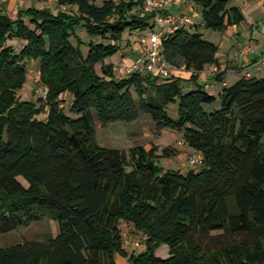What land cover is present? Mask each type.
I'll use <instances>...</instances> for the list:
<instances>
[{"label":"trees","instance_id":"16d2710c","mask_svg":"<svg viewBox=\"0 0 264 264\" xmlns=\"http://www.w3.org/2000/svg\"><path fill=\"white\" fill-rule=\"evenodd\" d=\"M56 1L57 12L0 10V233L46 218L58 226L50 239L0 247V264H118L117 255L130 264H264V75L211 92L200 74L217 65L211 76L224 82L219 45L180 25L165 32L161 53L189 77L146 69L118 76L107 59L123 53L126 34L152 32L156 12L144 0ZM194 2L205 29L245 20L230 0ZM14 40L23 42L19 49ZM32 60L50 89L46 99L18 93ZM214 103L220 107L208 110ZM143 114L158 133L178 130L203 164L163 169L159 157L178 154L174 148L99 144L97 121L128 123ZM124 230L147 235L146 249H126ZM217 231L231 240L211 245ZM162 243L166 258L156 254Z\"/></svg>","mask_w":264,"mask_h":264},{"label":"rangeland","instance_id":"374dc122","mask_svg":"<svg viewBox=\"0 0 264 264\" xmlns=\"http://www.w3.org/2000/svg\"><path fill=\"white\" fill-rule=\"evenodd\" d=\"M11 0H7L5 4L3 5V9L7 10L9 9ZM25 1V2H24ZM23 2L20 0H17L16 4L14 5L13 9L10 11V15L12 17H15L17 14L16 6L19 4V7L26 6L30 4V0H24ZM99 3H101L103 0H97ZM33 6L38 8L43 7H50L52 11L57 12L58 10V4L56 0H47V1H34L31 0ZM234 1L230 3H233ZM195 5V4H194ZM196 6V5H195ZM172 7V5H171ZM198 7V6H196ZM174 9H172V12ZM199 12L195 14L194 23L191 24V29L198 28L200 26V22L202 21L201 15H200V9L198 7ZM254 25V24H253ZM259 27V25H258ZM258 27H255L257 29ZM204 37L214 41L216 40L214 35V31L212 30H205V28L200 29ZM77 32L79 35L83 38V40H89L90 36L85 32L83 29H78ZM151 35V34H150ZM149 35V36H150ZM147 35L144 34H126L122 40V45L124 49L121 51H127L130 49L131 45L129 43V38L132 39L133 44H136L139 42L142 44L141 39ZM148 37V36H147ZM250 39L249 41H251ZM254 40V39H253ZM15 45L17 49H19L23 42L14 40L11 42ZM252 45V47L257 51L255 48L254 43H246ZM245 45V44H244ZM243 45V46H244ZM242 48V47H241ZM84 50L87 51L88 47H84ZM123 53L116 54L114 56H111L107 59V62L114 63L118 62L121 55ZM133 53H126V56L131 55L132 57ZM248 56V55H244ZM258 68L257 71H247L246 74L250 76H259V74H264V65H257ZM38 62L35 60H32L28 64V74H27V80L22 87L21 90H19V95L23 100H36L38 97L37 87L39 85L38 81V75H39V69H38ZM178 71V69H175L172 75L179 76L178 74H181ZM256 73H258L256 75ZM222 85L220 83L216 84L210 89L211 92L218 93ZM66 99V108L69 107V96L67 94L64 95ZM220 104L214 103L211 105H207L208 110H213L214 108H219ZM170 114L173 116L177 115V107L174 105H171L170 107ZM182 138V134L173 128H165L160 133H158V129L156 126L155 121L149 114H143L138 120L134 122H115L110 123L108 125H103L99 121H97V139L99 144L106 147L111 148H121V149H129L132 146L141 144L146 146L147 149H151L152 146L159 147V152L162 153L164 148L171 147L174 148L176 151H178V154L172 156V157H159L158 164L159 166L163 167V169H175V170H181V171H187L189 168L192 167V165L189 163V156L192 152V149L189 146L180 147L178 142ZM264 141V138H263ZM25 184L26 182L22 180ZM58 233V226L54 219L46 218L37 222H34L30 225L21 226L13 231L7 232V233H0V247H7L13 244H17L24 241H31V240H47L51 237H54ZM132 237H138L140 238V235H136L135 233H129ZM213 240L212 244H222L229 242L231 240V236L228 234H222L221 231L213 232ZM146 249V245L144 244L142 247H132L128 249L129 251H134L135 253H140ZM156 254L158 256H161L163 258H166L169 256V245L167 243L160 244L156 249ZM117 261L118 264H129L127 261L128 259L126 257H123L121 255H117Z\"/></svg>","mask_w":264,"mask_h":264},{"label":"crops","instance_id":"0c3cea01","mask_svg":"<svg viewBox=\"0 0 264 264\" xmlns=\"http://www.w3.org/2000/svg\"><path fill=\"white\" fill-rule=\"evenodd\" d=\"M24 1V0H20ZM39 1V0H34ZM234 1L235 6H239L245 15V20L240 24L229 26L225 31H214V37L216 44L219 45L218 61L221 70H226L224 75V82H219L216 77L211 76L210 73L213 65H208L206 69L200 74V81L203 83H208L210 89L216 84L220 83L222 86L224 84L229 85L237 81L241 76L246 75L247 71H257L258 67V57L260 58L264 55V0H231ZM17 0H11L8 13L10 14L11 9H13ZM25 2V1H24ZM194 0H180L178 3H173L169 5L166 9L169 12L180 14L182 12L189 15H193L195 19V14L199 12L198 7H196ZM33 5L31 0L30 4L22 7H29ZM232 5V4H231ZM42 8V7H41ZM201 15V13H200ZM202 19V18H201ZM254 24V25H253ZM259 25V27H258ZM255 27H258L254 30ZM165 30H169L170 26L166 25L163 27ZM203 23L200 22V26L197 29H203ZM196 29V28H195ZM208 30V29H205ZM201 31V30H200ZM137 34H144L149 36L151 31L147 30L144 32H134ZM133 33V34H134ZM252 39L251 41H249ZM254 39V40H253ZM129 43L131 45L130 49L124 51L121 55L119 61L114 62L116 66V71L118 76L126 75V71L123 65H132L137 58L143 52V45L137 42L133 44L132 39L129 38ZM246 43H254L257 52L254 54H249L248 56H243L240 53L241 47ZM126 53H133L126 56ZM257 62V63H256ZM178 74L181 77H189L190 71L185 69H178ZM258 73H256L257 75ZM264 74H259L263 76ZM222 88V87H221ZM220 88V90H221ZM219 90V92H220ZM218 92V93H219ZM215 93V92H213ZM129 263V261H127ZM119 263V262H118ZM130 264V263H129Z\"/></svg>","mask_w":264,"mask_h":264},{"label":"built area","instance_id":"2783aa9c","mask_svg":"<svg viewBox=\"0 0 264 264\" xmlns=\"http://www.w3.org/2000/svg\"><path fill=\"white\" fill-rule=\"evenodd\" d=\"M7 0H0V10L3 8ZM180 0H144L145 6L147 9L156 12L154 22L156 26L151 32L150 36H145L141 39L143 45V52L137 56L132 65H123L127 74H130L139 69H146L149 72H153L157 75L169 77L173 74L175 69L165 60L164 56L161 53V38L165 35L166 31H174L180 25H191L194 23L193 15L187 13H172L169 12L166 8L173 4L178 3ZM19 4L16 6L18 10ZM169 25L170 29L165 30L163 27ZM257 51L250 44H245L242 46L240 53L241 55L254 54ZM258 64L264 65V55L260 57ZM184 69V67H182ZM219 71L217 65H213L210 70L211 74H214ZM39 81V80H38ZM49 87L43 83L39 82L37 87L38 94L46 99L49 95ZM180 147L188 146L186 140L182 137L178 142ZM204 157L203 154L197 150L192 149V152L189 156V163L193 167H200L203 164ZM147 235H140L138 237H132L128 231L124 230L123 232V245L126 249L132 247L140 248L145 243Z\"/></svg>","mask_w":264,"mask_h":264}]
</instances>
